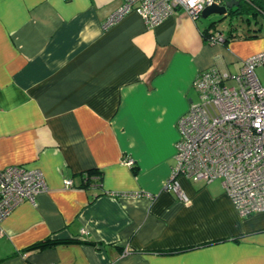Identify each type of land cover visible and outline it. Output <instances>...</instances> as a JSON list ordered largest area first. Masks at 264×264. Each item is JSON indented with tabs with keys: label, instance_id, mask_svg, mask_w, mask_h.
Here are the masks:
<instances>
[{
	"label": "crops",
	"instance_id": "crops-1",
	"mask_svg": "<svg viewBox=\"0 0 264 264\" xmlns=\"http://www.w3.org/2000/svg\"><path fill=\"white\" fill-rule=\"evenodd\" d=\"M122 2L0 0V171L48 186L0 222V264H264V213L241 217L223 180L180 178L188 200L165 186L197 76L264 51V14L210 43L212 19L184 11L104 29Z\"/></svg>",
	"mask_w": 264,
	"mask_h": 264
},
{
	"label": "built area",
	"instance_id": "built-area-1",
	"mask_svg": "<svg viewBox=\"0 0 264 264\" xmlns=\"http://www.w3.org/2000/svg\"><path fill=\"white\" fill-rule=\"evenodd\" d=\"M225 1L123 0L103 28H110L132 12L139 13L150 28L178 11L196 21L208 6ZM226 38L225 31H218L208 35L207 41L222 43ZM262 65L264 51L248 57L237 73L209 68L197 76L194 85L199 101L193 102L178 121L177 165L165 185L182 199L188 197L180 178L223 180L241 217L264 213V84L256 74ZM66 185L74 184L67 180ZM47 189L44 173L38 168L12 166L0 171V222L19 204L34 200Z\"/></svg>",
	"mask_w": 264,
	"mask_h": 264
},
{
	"label": "water",
	"instance_id": "water-1",
	"mask_svg": "<svg viewBox=\"0 0 264 264\" xmlns=\"http://www.w3.org/2000/svg\"><path fill=\"white\" fill-rule=\"evenodd\" d=\"M241 4L242 2L238 0H226L222 5L213 4L204 10L203 16L205 18L212 15H215L216 18L217 16L221 17V19H216L215 21L221 23L228 20L230 27L233 28L241 26L244 22L250 24L254 23L256 25L258 20H253L252 17L246 16L245 14L247 12L241 9ZM239 19H241L242 23L239 22Z\"/></svg>",
	"mask_w": 264,
	"mask_h": 264
},
{
	"label": "trees",
	"instance_id": "trees-1",
	"mask_svg": "<svg viewBox=\"0 0 264 264\" xmlns=\"http://www.w3.org/2000/svg\"><path fill=\"white\" fill-rule=\"evenodd\" d=\"M250 2L253 3V5H247L246 3H242L241 4V7H242L241 9H243L246 12H253L252 15L254 17H257L256 16L257 13H263L264 14V2H261L259 0H250ZM216 19L219 20V19H221V17H217L216 18V16H215V18H212L211 27H216V30L215 31L214 30L209 31L208 32V35H212V34H214V32H218V31H226L224 29V27L223 28H221V27L218 28L219 25H222L221 23H224L225 24V27H229L230 26L229 23H228V20L220 23L218 21H215ZM258 23H259V21H258ZM227 31H228L229 35L226 32L227 33L226 40L228 41L229 40V36L233 35V32L235 30L233 29V27H230V29L227 30ZM208 35H207V33L203 32V36H204L205 39H207ZM255 35H257V33L252 34V36H255ZM94 172H96V171L93 170V171L87 173L88 179H87V182H86V187L89 186V185H91L93 182H95V183L97 182L98 183L100 181L101 178L99 176L92 177V173H94ZM57 242H60V241L59 240L56 241V240H52L50 238H47L45 240H42L41 242H38V243L33 244L32 246L29 247V249L30 248H33V249L36 248V249L43 250L46 247L51 246L52 244L57 243Z\"/></svg>",
	"mask_w": 264,
	"mask_h": 264
},
{
	"label": "rangeland",
	"instance_id": "rangeland-1",
	"mask_svg": "<svg viewBox=\"0 0 264 264\" xmlns=\"http://www.w3.org/2000/svg\"><path fill=\"white\" fill-rule=\"evenodd\" d=\"M246 16H250L249 14H248V12L245 14ZM218 17V16H217ZM203 18V17H202ZM202 18H201V20H202ZM212 18H215V15H212V16H210V17H208V18H206V19H212ZM258 21H260V19H258ZM239 22H241L242 23V21H241V19H239ZM245 23V22H244ZM222 25H219L218 26V28H223V27H225V24L224 23H221ZM244 26V28L247 26V25H243ZM212 28V30H216V27H211ZM264 67V66H263ZM232 82H230V84H231ZM199 95V94H198ZM172 162H175V164H176V158L174 157L173 159H172ZM194 182V181H193Z\"/></svg>",
	"mask_w": 264,
	"mask_h": 264
},
{
	"label": "snow or ice",
	"instance_id": "snow-or-ice-1",
	"mask_svg": "<svg viewBox=\"0 0 264 264\" xmlns=\"http://www.w3.org/2000/svg\"><path fill=\"white\" fill-rule=\"evenodd\" d=\"M195 2V0H193V3Z\"/></svg>",
	"mask_w": 264,
	"mask_h": 264
}]
</instances>
